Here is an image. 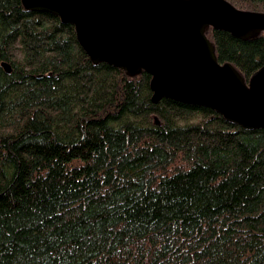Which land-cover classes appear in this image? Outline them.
<instances>
[{
  "label": "trees",
  "instance_id": "obj_1",
  "mask_svg": "<svg viewBox=\"0 0 264 264\" xmlns=\"http://www.w3.org/2000/svg\"><path fill=\"white\" fill-rule=\"evenodd\" d=\"M205 36L245 83L264 66L263 33ZM150 79L0 0V264H264V130L153 104Z\"/></svg>",
  "mask_w": 264,
  "mask_h": 264
},
{
  "label": "water",
  "instance_id": "obj_2",
  "mask_svg": "<svg viewBox=\"0 0 264 264\" xmlns=\"http://www.w3.org/2000/svg\"><path fill=\"white\" fill-rule=\"evenodd\" d=\"M27 11L71 25L94 64L146 73L152 103L205 108L248 131L264 130V66L245 83L220 64L205 31L246 40L263 33L264 13L226 0H22ZM2 67L10 73V67Z\"/></svg>",
  "mask_w": 264,
  "mask_h": 264
}]
</instances>
